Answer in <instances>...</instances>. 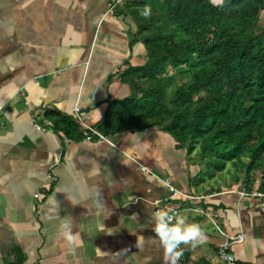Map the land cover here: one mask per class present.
<instances>
[{"label":"crops","instance_id":"0c3cea01","mask_svg":"<svg viewBox=\"0 0 264 264\" xmlns=\"http://www.w3.org/2000/svg\"><path fill=\"white\" fill-rule=\"evenodd\" d=\"M111 1L0 0L2 264L19 257L22 264H164L152 214L172 205L207 236L194 248L182 245L179 264H224L218 247L239 233L234 257L264 264V193L218 186L207 160L159 126L124 130L109 142L54 128L55 119L74 120L76 107L96 128L109 104L131 93L120 74L142 65L145 50L140 42L130 47L136 25ZM254 33H264V8ZM169 187L182 195L165 202ZM65 221L78 234L74 245L61 234Z\"/></svg>","mask_w":264,"mask_h":264},{"label":"trees","instance_id":"16d2710c","mask_svg":"<svg viewBox=\"0 0 264 264\" xmlns=\"http://www.w3.org/2000/svg\"><path fill=\"white\" fill-rule=\"evenodd\" d=\"M151 2L126 0L114 10L134 21L129 45L140 42L145 61L120 74L131 93L109 104L96 129L110 136L159 126L188 153L198 147L206 166L211 160L217 171L227 161L239 162L247 188L255 182L253 170H260L264 193V33H254L264 0H160L158 15L145 18L140 12ZM167 67L188 77L169 101L165 85L174 72ZM52 123L66 136L79 133L67 116Z\"/></svg>","mask_w":264,"mask_h":264},{"label":"clouds","instance_id":"9594fccd","mask_svg":"<svg viewBox=\"0 0 264 264\" xmlns=\"http://www.w3.org/2000/svg\"><path fill=\"white\" fill-rule=\"evenodd\" d=\"M213 3L222 4L223 0H213ZM140 14L145 18L150 16V6H144ZM152 215V231L155 240L162 249L164 264H179L183 256L182 245L194 248L207 240V236L199 224L186 223L183 217L174 214L171 209H158ZM61 234L69 245H74L79 239L78 234L71 231L69 221L61 224ZM141 239L143 238L137 237L138 241Z\"/></svg>","mask_w":264,"mask_h":264},{"label":"rangeland","instance_id":"374dc122","mask_svg":"<svg viewBox=\"0 0 264 264\" xmlns=\"http://www.w3.org/2000/svg\"><path fill=\"white\" fill-rule=\"evenodd\" d=\"M159 1L160 0H152L150 5L151 9V16L154 17V15H158L159 11ZM166 31L168 30L165 29ZM168 72L173 71L171 67L166 68ZM188 77L186 75H180L177 74L176 72L173 73V77L166 82L165 85V91H166V97L168 98V101L171 100V96L173 93V90L176 89L177 86H181L185 81H187ZM124 81V80H123ZM139 81H143L142 78L139 79ZM127 86L129 87L131 91V84L124 81ZM151 121H146L145 123H150ZM196 156H200L198 147L195 149ZM207 162H205L206 165ZM209 165L205 167V169L208 170V174L210 173V179L214 181V183L218 184V186H224L225 188H230L232 185L235 184L236 189L240 191H253V190H258L259 187V182H260V176H259V171L260 170H253V176H254V183L252 184L251 182L248 185V188L245 185L244 182V172H245V167H243L239 162L232 161V162H225V168L222 171H217L213 168V162H208ZM217 189L220 190V187H217Z\"/></svg>","mask_w":264,"mask_h":264},{"label":"built area","instance_id":"2783aa9c","mask_svg":"<svg viewBox=\"0 0 264 264\" xmlns=\"http://www.w3.org/2000/svg\"><path fill=\"white\" fill-rule=\"evenodd\" d=\"M124 1L125 0H112L110 8L112 10H115L116 8L120 7L124 3ZM74 114H75L74 120L80 126L79 133L81 137L83 138V140L91 141L93 139H99V140H104L107 142L110 141L106 135L101 134L95 127L87 125L82 121L79 115L78 107L75 108ZM34 127L35 129L40 130V131L47 130L46 127L42 126L39 123H34ZM164 183L168 185V182L166 180H164ZM169 188H170L171 193L170 195H168L167 197L163 199L165 202L172 200L177 195H182L180 191H177L176 189L171 188V187ZM184 196L188 198L187 195L184 194ZM33 197L36 199H39L40 195L38 192H36L34 193ZM172 206L173 207H170L169 209L173 210V213L178 215L180 212V207L174 206V205ZM195 210L199 211L200 213H204L201 209H195ZM242 241H243V235L241 233L236 234V235H230V236H227L225 241L218 247L217 253L224 264H251L245 261L237 260L231 252V246L233 244L240 243ZM184 261H185L184 256H182L180 259V262L182 263ZM0 264H2L1 259H0Z\"/></svg>","mask_w":264,"mask_h":264}]
</instances>
